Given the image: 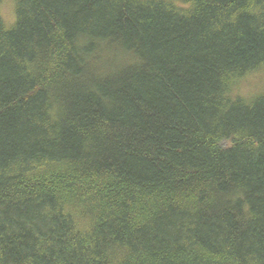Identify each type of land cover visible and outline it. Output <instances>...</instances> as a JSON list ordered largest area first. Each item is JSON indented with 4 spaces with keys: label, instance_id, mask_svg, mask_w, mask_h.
<instances>
[{
    "label": "trees",
    "instance_id": "trees-1",
    "mask_svg": "<svg viewBox=\"0 0 264 264\" xmlns=\"http://www.w3.org/2000/svg\"><path fill=\"white\" fill-rule=\"evenodd\" d=\"M0 264H264V0H0Z\"/></svg>",
    "mask_w": 264,
    "mask_h": 264
},
{
    "label": "rangeland",
    "instance_id": "rangeland-1",
    "mask_svg": "<svg viewBox=\"0 0 264 264\" xmlns=\"http://www.w3.org/2000/svg\"><path fill=\"white\" fill-rule=\"evenodd\" d=\"M10 5L8 4L6 7H5V12H10Z\"/></svg>",
    "mask_w": 264,
    "mask_h": 264
}]
</instances>
